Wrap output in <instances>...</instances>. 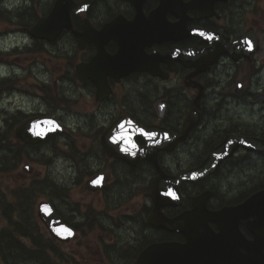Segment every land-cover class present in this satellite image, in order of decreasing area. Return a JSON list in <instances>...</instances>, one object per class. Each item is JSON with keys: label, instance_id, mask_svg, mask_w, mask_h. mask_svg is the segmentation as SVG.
Masks as SVG:
<instances>
[{"label": "flooded vegetation", "instance_id": "flooded-vegetation-1", "mask_svg": "<svg viewBox=\"0 0 264 264\" xmlns=\"http://www.w3.org/2000/svg\"><path fill=\"white\" fill-rule=\"evenodd\" d=\"M57 3L58 14L44 26L48 37L31 33ZM209 10L197 11L191 0H30L16 11L0 0V17L25 20L27 28L17 23L15 33L0 36V123L12 127L6 145L9 133H0L1 182L8 180L4 156L11 172L23 165L17 179L31 171L30 162H43L44 201L72 231L62 241L41 226L45 261L30 254L32 261L160 264L159 244L170 242L171 261L161 264L209 259L191 249L212 243L235 254L236 264L264 254L256 205L231 209L264 190V152L238 147L213 172L175 179L227 137L264 142V0H215ZM26 76L30 87L19 85ZM29 120L51 131L24 142L16 134ZM141 128L157 137L142 136ZM32 186L17 184L0 199V237L32 212L17 198L34 196ZM159 203L168 219L225 209L207 219L220 237L194 230L201 216L182 219L183 231L159 226Z\"/></svg>", "mask_w": 264, "mask_h": 264}, {"label": "water", "instance_id": "water-1", "mask_svg": "<svg viewBox=\"0 0 264 264\" xmlns=\"http://www.w3.org/2000/svg\"><path fill=\"white\" fill-rule=\"evenodd\" d=\"M215 0H191V6L195 8L197 11H205L207 10L209 14V8H212L213 2ZM212 11V10H211ZM59 12V3L55 5L54 10L50 14V16L46 19H41L39 20L36 25L31 28V33L35 34L37 37L44 38L48 37V33L44 32V27L42 26V23L49 22L50 20L53 21L54 17L58 14ZM68 18L67 20L69 21V15H66ZM55 33V32H53ZM207 37L205 36L206 39H208L209 35L215 36V34H210L206 33ZM34 124V125H33ZM47 125L40 124L37 122L33 121H27L24 124H22L19 129L17 130L16 136L24 141V142H35L38 139H41L44 137L48 132H50ZM238 147H243L246 150H255L259 152H264V142L258 141V139L255 138H247V137H227L222 143L217 145L213 151L209 154V156L203 161L202 165L199 166L196 169H193L191 171H188L182 175H180L177 179L180 181L183 180H190V179H197L200 177H203L211 172L214 171L216 168L217 164L223 159L226 158L231 154V152ZM254 203L256 207H254V216H255V222L260 226L262 223H264V191H260L251 198H249L246 202L243 204L233 208L235 211H240L242 208H246L247 204ZM162 204L159 203V226H163L167 229H179L182 230L178 227V224L181 223L182 219L187 217L188 215H193V216H201L204 217L205 219L203 222L201 221L199 225L200 229H195V231H203L207 233H211V237L216 238L218 236L215 234L210 227L208 226L207 219L210 217H213L215 215L221 214L224 210L217 212V213H211L208 211H205L203 208H198L195 211H191L190 213H183L179 215L177 218L173 219H168L162 216L160 212V207ZM37 215L43 225L50 231V233L57 239L65 241L68 240L69 237L72 235V231L60 220L58 215L55 213L51 205L46 202V201H40L37 204ZM199 223V222H197ZM219 224V222H217ZM220 227V224H219ZM220 230L221 227H220ZM183 231V230H182ZM206 237H210L206 236ZM172 248H174V245L172 243L169 244H159V263L165 262L166 259V253L171 251ZM218 246L208 248L206 250V253H210L207 255L213 256V257H219V258H213L212 257V263L213 264H222L226 262L227 264H236V260H228L224 258H232L233 256H236L235 254H224L223 248L217 250ZM222 251V252H220ZM201 253H205L204 247L202 248ZM261 259L259 262L255 264H264V256L261 254Z\"/></svg>", "mask_w": 264, "mask_h": 264}, {"label": "rangeland", "instance_id": "rangeland-1", "mask_svg": "<svg viewBox=\"0 0 264 264\" xmlns=\"http://www.w3.org/2000/svg\"><path fill=\"white\" fill-rule=\"evenodd\" d=\"M26 4V5H25ZM30 4V0H8V6L11 8V9H15L16 11H18L19 9H27V6ZM10 21H12V19H10ZM10 21H6V19H3L0 17V36H3V39L2 40H5L6 39V35L8 33L10 34H13L15 33V31H13V28H16V27H13V25H17V19H15L14 21V24ZM8 23L9 24V27H7L5 24ZM19 24V23H18ZM20 25V24H19ZM9 28H12V29H9ZM22 38V36L20 35L19 36V40ZM8 42V41H6ZM19 66H22L23 63L21 60H22V57H20L19 59ZM10 63H12L13 61V58L12 56L9 57V60H8ZM23 67V66H22ZM26 67V66H25ZM28 76V74H27ZM19 77L20 78V82H19V85L21 86H25V87H30L31 85V82L32 80L28 77ZM0 133H9L7 135V137H9L10 139L11 138V131H7V130H12V127H10L9 125H4V124H1L0 123ZM11 152V151H10ZM3 153L0 152V156H2ZM8 158L11 159L10 156H4V160L7 162V163H11L10 160H8ZM31 163V171L28 172V171H25V174L24 176L22 177H19V179H17V173L18 172H21L22 173V166L23 165H18L17 169L18 171L16 173L14 172H11V165H8L7 167L8 168H4L3 167V170L5 169L7 171L8 174H4L5 176H8L6 180V178H4V184H2V177L0 175V199L2 198V196L5 194H8L9 191H11L12 187L15 186V185H29L31 183H33V186L30 190V192L32 193H35L37 192L38 193V197L35 199V202L36 204L39 202V201H42L45 199V194L44 193V190L42 189L44 187V184L48 181H45L47 179V176H46V169H45V166L43 165V162H38V161H35V162H30ZM59 164V170L61 172H63V169L61 168V165L60 163ZM11 170V171H10ZM10 171V172H8ZM12 177V178H11ZM46 178V179H45ZM56 181L58 180L57 178H54ZM22 182V183H20ZM5 185H8V188L5 186ZM41 187H40V186ZM39 191V192H38ZM7 200V199H6ZM36 206V205H35ZM85 207V206H84ZM83 207V208H84ZM5 225V220H4V216H2V213L0 212V228H2V226L4 227ZM42 226V225H41ZM39 225V227H41ZM24 242L26 244H28V241L25 239ZM68 247H70V245L68 246H64L63 249L66 251V249L68 250ZM25 257H22V258H18L16 261L13 262V264H39L38 262H35V261H32L31 258H27L26 257V254H24ZM72 264V263H70Z\"/></svg>", "mask_w": 264, "mask_h": 264}, {"label": "trees", "instance_id": "trees-1", "mask_svg": "<svg viewBox=\"0 0 264 264\" xmlns=\"http://www.w3.org/2000/svg\"><path fill=\"white\" fill-rule=\"evenodd\" d=\"M6 140L11 142V139L4 135V145H6ZM7 166L8 163L5 162L4 167L8 168ZM32 197L27 198L24 194L17 197L19 202H25L27 199L25 210L32 209V212L27 214V218H21L18 221L15 219L9 223V228L0 237V256L4 264H13L15 256L18 254H22L23 256L26 254L27 258H30L31 254L36 258H41L43 262L45 261V254L42 249L46 246V240L41 227H39L40 222L36 217H32L38 193L35 192V195ZM25 239L28 241V244L24 242ZM33 249L35 250L33 251Z\"/></svg>", "mask_w": 264, "mask_h": 264}, {"label": "snow or ice", "instance_id": "snow-or-ice-1", "mask_svg": "<svg viewBox=\"0 0 264 264\" xmlns=\"http://www.w3.org/2000/svg\"><path fill=\"white\" fill-rule=\"evenodd\" d=\"M208 39H213V36L212 35H209ZM190 55H192V53H190ZM139 132L142 136H145L149 139H155L157 137V133H154V132H146L144 129H139ZM119 139H126L130 142V137H124V136H120ZM133 147H135V145H133ZM123 151H128L127 148L123 149Z\"/></svg>", "mask_w": 264, "mask_h": 264}, {"label": "bare ground", "instance_id": "bare-ground-1", "mask_svg": "<svg viewBox=\"0 0 264 264\" xmlns=\"http://www.w3.org/2000/svg\"><path fill=\"white\" fill-rule=\"evenodd\" d=\"M26 5V4H25ZM3 8V7H2ZM7 9V8H6ZM1 11H2V9H1ZM8 11V10H7ZM12 11V10H11ZM14 11V10H13ZM6 12V11H5ZM5 12H3V13H5ZM8 13V12H7ZM2 14V13H1ZM19 14V13H18ZM25 14V13H24ZM6 15V14H5ZM13 15H14V13H13ZM7 17H10V16H8V15H6ZM5 16V17H6ZM16 16V15H15ZM24 16V15H23ZM34 16V15H33ZM3 17H4V15H3ZM30 17V16H29ZM33 18V17H32ZM11 19H12V17H11ZM10 20V19H9ZM28 20V19H27ZM28 27V26H27ZM22 28V27H21ZM25 28V30L27 29L26 28V26L25 27H23V29ZM24 31V30H23ZM24 33V32H23ZM22 35V34H21ZM23 36V35H22ZM19 38V37H18Z\"/></svg>", "mask_w": 264, "mask_h": 264}]
</instances>
